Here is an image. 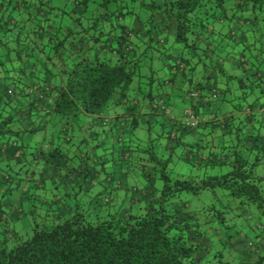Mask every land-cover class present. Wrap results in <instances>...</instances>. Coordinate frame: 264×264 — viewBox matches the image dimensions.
<instances>
[{
	"label": "trees",
	"instance_id": "1",
	"mask_svg": "<svg viewBox=\"0 0 264 264\" xmlns=\"http://www.w3.org/2000/svg\"><path fill=\"white\" fill-rule=\"evenodd\" d=\"M263 23L264 0H0V160L22 163L23 133L42 130L44 119L70 133L81 115L101 116L140 95L153 99L165 85L158 62L188 71L192 91L252 99L248 110L259 108L264 120V102L255 101L264 97V71L251 60L264 66ZM222 42L231 44L228 55H239L242 76L192 80L220 57ZM190 111L202 122L187 126L183 114L186 131L213 121ZM241 131L214 144L169 134L167 152L138 149L134 158L145 154L153 174L121 202L102 190L40 211L27 187L30 234L9 228L0 236V264H264V245L247 234L264 239L263 148L247 150ZM31 155L55 167L78 157L68 160L58 147ZM6 166L0 164V183L9 195L23 187L28 167ZM115 181L105 189L117 188Z\"/></svg>",
	"mask_w": 264,
	"mask_h": 264
},
{
	"label": "crops",
	"instance_id": "2",
	"mask_svg": "<svg viewBox=\"0 0 264 264\" xmlns=\"http://www.w3.org/2000/svg\"><path fill=\"white\" fill-rule=\"evenodd\" d=\"M231 51V44L224 42L219 44L216 53L219 52L220 57L214 56L207 62L204 72H199L196 77L193 76L192 80L197 81L201 78L203 84L206 85L209 79H215L218 73L241 77L239 55H228L227 53ZM235 51L238 52L239 48H236ZM251 60L256 66H261L259 69L264 71V66L261 65V60L258 57ZM156 68H161L159 74L161 80L165 81V85L161 92L157 89L158 92L154 93V95L158 94L154 97L155 99L153 98L154 100L140 95L132 102H119L120 104L114 102L101 116L81 115L76 120L78 123L76 128L70 133H63L64 130L61 128L63 125L54 127L51 122L49 123L51 119L48 122L47 119H44L42 130L23 133L22 140L26 145L27 153H25L22 163L12 162L9 165L5 159L0 160L1 165L11 166L14 171L28 167L26 178L22 181V188L5 195L8 188L0 183V213H5L8 216L7 221L0 220V236H8L9 228L19 232H26L30 229L29 218L32 205L27 195L24 194L27 187H33L31 194L34 195V204L49 203L52 209L55 205L60 206L61 203L72 202L74 197L89 201L102 190L110 192L112 198L119 202L124 201L127 198L125 193L128 188L141 185L140 180L143 177L145 181L147 174L150 176L153 174V167L148 160L149 164H146L145 154L142 158H134L138 150L135 146L141 142V139L135 136V133L139 131L144 132L145 130L154 135L149 140V147L152 146V140H154L157 147H161L162 152H167L173 146V144L170 145L168 139L166 140L169 134H171L169 137L172 138L179 136L183 142L206 139L214 144L217 141H231L234 139V135H230L231 131L241 127L240 136L243 137L247 150H255L256 147L263 148L260 152L264 154V120L257 113L259 108L254 109L256 112L253 113L252 110H248V104L252 99L243 100V98L236 97L238 93L235 92L232 95L221 94V97L216 100L217 98L214 99L211 96V91L202 93L190 90L193 86L189 85L186 79L189 72L183 73V71L177 70V72H171V61H167L165 64L158 62ZM259 71L261 72V70ZM247 73L254 75L256 68L248 69ZM233 88L235 91L236 88ZM256 98L258 100L255 99V101H260L256 102L257 104L261 105L264 102V97ZM129 105L133 106V114L126 112ZM190 109L209 121H213L201 129L184 130L182 128L183 114ZM253 114H255L254 117ZM132 119L138 121L137 128L131 126ZM216 136L217 138H215ZM248 137H250V141ZM57 147L66 154L67 159L72 153L78 154L77 158L74 157L70 161L69 165L71 166H49L46 163L50 164L51 160L43 163V159L40 157L35 159L31 155V152L38 148L54 149ZM68 147L71 150L66 153L65 150ZM164 147L168 149L165 150ZM19 154L22 155V152ZM30 161L33 164H27ZM77 166L79 169L76 168ZM74 168L77 170L75 169V171ZM189 171L188 169L187 172L189 173ZM261 171L264 175V167L261 168ZM112 178L116 179L115 186L117 188L106 190L105 185H108L107 181ZM44 208L43 205L38 209L42 211ZM247 234L249 237L251 236V239L253 238L255 243L264 245L262 234L258 231L253 233L250 230ZM235 248L236 246H234ZM235 250L238 253H244L240 249ZM257 255L258 253L254 256Z\"/></svg>",
	"mask_w": 264,
	"mask_h": 264
},
{
	"label": "rangeland",
	"instance_id": "3",
	"mask_svg": "<svg viewBox=\"0 0 264 264\" xmlns=\"http://www.w3.org/2000/svg\"><path fill=\"white\" fill-rule=\"evenodd\" d=\"M262 27H264V23L262 24ZM159 76H160V74H159ZM135 136L138 137L139 139H141L140 144L137 145V146H135L136 150L137 149L144 150L145 148H148L149 147L148 146L150 144L149 140L151 139V136H154V135L153 134H149L148 132H146L144 130V132H140V131L139 132H136L135 133ZM152 145H153V147H155V146L157 147V144H155V142H152ZM133 150H134V147H133ZM30 163H32V162L30 161ZM22 186H23V183H22ZM22 233H25V232L22 231ZM28 234H30V231L29 230H28Z\"/></svg>",
	"mask_w": 264,
	"mask_h": 264
},
{
	"label": "built area",
	"instance_id": "4",
	"mask_svg": "<svg viewBox=\"0 0 264 264\" xmlns=\"http://www.w3.org/2000/svg\"><path fill=\"white\" fill-rule=\"evenodd\" d=\"M185 116V124L190 127H196L200 122H202L201 119L198 117H195L190 110H187L184 112Z\"/></svg>",
	"mask_w": 264,
	"mask_h": 264
}]
</instances>
